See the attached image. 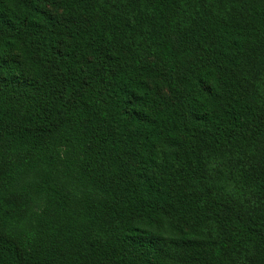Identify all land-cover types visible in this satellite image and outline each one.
<instances>
[{"label": "trees", "instance_id": "1", "mask_svg": "<svg viewBox=\"0 0 264 264\" xmlns=\"http://www.w3.org/2000/svg\"><path fill=\"white\" fill-rule=\"evenodd\" d=\"M0 264H264V0H0Z\"/></svg>", "mask_w": 264, "mask_h": 264}]
</instances>
